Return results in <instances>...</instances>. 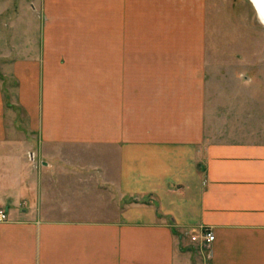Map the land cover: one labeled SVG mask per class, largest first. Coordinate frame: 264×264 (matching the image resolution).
<instances>
[{
    "label": "crops",
    "instance_id": "crops-1",
    "mask_svg": "<svg viewBox=\"0 0 264 264\" xmlns=\"http://www.w3.org/2000/svg\"><path fill=\"white\" fill-rule=\"evenodd\" d=\"M201 2L102 0L99 36L70 3L36 50L25 21L0 35V264H264V85H182Z\"/></svg>",
    "mask_w": 264,
    "mask_h": 264
},
{
    "label": "rangeland",
    "instance_id": "rangeland-1",
    "mask_svg": "<svg viewBox=\"0 0 264 264\" xmlns=\"http://www.w3.org/2000/svg\"><path fill=\"white\" fill-rule=\"evenodd\" d=\"M101 1L0 0V35L4 36L6 29L12 26L13 40H15V28L20 27L17 24L25 21L26 27L23 28H27L28 41L32 44L31 47L36 50L37 39L42 30L45 32L46 29V27L43 28L45 22L53 23V17L57 16L56 18H58L59 22L66 24L71 18L67 16L71 10L69 4L75 2L76 4H81L80 9L83 15L79 16V19L76 18V20L85 26V29H83L84 33L86 29L90 30L92 26L93 36H99L100 9L97 11L95 9L100 8ZM201 1L202 13L199 16L197 26L195 28L192 26L188 27L180 22L181 24L177 27V30H174V34L186 35L188 33L186 36L196 34L199 41L197 55L201 72L197 75H182V85H264V26L259 22L249 0ZM54 2L60 4L59 11L53 10L52 4ZM56 12L60 13L61 16L58 17L55 14ZM91 21L95 24L92 25ZM62 33H66L64 28H62ZM22 38L19 37L18 40L16 38L15 42L18 41L20 43ZM3 46L4 41L0 37V51ZM31 47L29 52H35ZM50 60L51 62L55 61V65L60 66L59 62L62 65L65 60L71 61L75 59L62 57ZM89 60L95 62L99 59H88L87 61ZM84 61L85 59H78V62L83 63ZM1 62L5 63L6 61ZM55 65L51 66L54 70L58 69ZM3 68L6 69V66L1 67L0 65L2 85H14V80L9 77L7 71L6 74L4 73ZM84 75L87 79H91L92 84L99 85L96 80L99 79L98 73L95 74L88 69ZM152 76H154L153 79L150 78ZM155 76L157 77L158 85L164 81V75L142 74L140 75L141 84L149 85L151 81L155 80ZM176 83L181 85L178 80H176ZM28 153H32V158H28ZM28 153V162L33 167H36L35 154L31 151ZM6 218L7 215L5 213V217L0 221H5Z\"/></svg>",
    "mask_w": 264,
    "mask_h": 264
},
{
    "label": "built area",
    "instance_id": "built-area-1",
    "mask_svg": "<svg viewBox=\"0 0 264 264\" xmlns=\"http://www.w3.org/2000/svg\"><path fill=\"white\" fill-rule=\"evenodd\" d=\"M32 153H28V158H32ZM5 211L4 209L0 210V220H3V218L5 217ZM197 237L192 236L191 240H196ZM199 239L202 243L204 244H208L211 243L214 240V234L212 233V231L205 229L202 230L200 235H199Z\"/></svg>",
    "mask_w": 264,
    "mask_h": 264
},
{
    "label": "bare ground",
    "instance_id": "bare-ground-1",
    "mask_svg": "<svg viewBox=\"0 0 264 264\" xmlns=\"http://www.w3.org/2000/svg\"><path fill=\"white\" fill-rule=\"evenodd\" d=\"M259 22L264 26V0H249Z\"/></svg>",
    "mask_w": 264,
    "mask_h": 264
}]
</instances>
